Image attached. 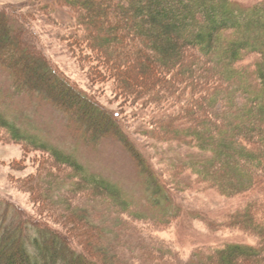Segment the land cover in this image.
I'll use <instances>...</instances> for the list:
<instances>
[{"label": "trees", "instance_id": "16d2710c", "mask_svg": "<svg viewBox=\"0 0 264 264\" xmlns=\"http://www.w3.org/2000/svg\"><path fill=\"white\" fill-rule=\"evenodd\" d=\"M104 6L109 17L115 13L119 16L118 21L110 24L104 44L100 45L93 32L89 39L81 35L76 38L80 40V47L96 52L103 65L108 66L119 90H124L127 102L137 101L142 110L148 106L147 110L157 113L145 120L148 124L140 135L157 140L159 128H155L168 129L170 135L163 136L162 142L177 140L180 136L204 154L186 165L208 188L225 198L246 193L258 195L259 198L250 201L234 220L263 235L264 227H260L255 213H263L264 217V0L251 8L236 6L231 0H107ZM21 15L0 9L2 25H8L9 30ZM18 25L10 35L6 28H0V37L8 35L17 40L22 61L35 58L38 69L45 79L54 82L58 91L46 88L36 71L28 80H17L16 61H4L5 52L0 51V67L12 78L17 94L33 92L42 100H48L65 114L69 124L86 128L88 138L95 137L96 143L121 131L127 135L119 123L118 113L105 117L80 92L53 74L38 50L24 41V31ZM117 33H125L126 39L116 36ZM115 47L118 49L108 52ZM129 52L133 53V58L128 62L125 57L128 58ZM248 57H253L249 67L239 65ZM139 72L149 80L146 87L151 88L155 83V88L147 94L128 81V75L135 76ZM183 84L189 86L190 99L181 104ZM78 103L84 104L87 111H71L70 106ZM164 108L170 109L165 112ZM89 111H95L103 124L89 127ZM0 128L6 130L13 141L45 151L58 165L71 169L70 173L77 180L72 183L70 177L64 183L73 190L76 188L81 194L88 192L103 202L110 201L118 214L127 212L132 220H143L140 214L128 213L132 206L115 185L88 174L70 155L41 143L33 135L20 133L2 113ZM128 144V152L144 176L145 190L155 199L150 205L157 208L165 197L162 194L165 187L150 163L139 151H134L133 143ZM262 216L260 220L264 222ZM75 220L77 228L83 227L82 218ZM158 221L164 224L168 219L163 216ZM262 238L264 244V236ZM87 239L83 241L91 249ZM0 241L3 243L0 264H119L115 256H108L101 247H93L95 252L90 253L73 237L65 235L63 228L49 227L39 219L25 217L21 210L2 200ZM214 261L215 264H264V247L256 251L229 246L218 252Z\"/></svg>", "mask_w": 264, "mask_h": 264}, {"label": "rangeland", "instance_id": "374dc122", "mask_svg": "<svg viewBox=\"0 0 264 264\" xmlns=\"http://www.w3.org/2000/svg\"><path fill=\"white\" fill-rule=\"evenodd\" d=\"M231 1L242 8H251L261 2ZM106 3L107 0H0V9L11 15L22 14L16 18L19 25L15 20L9 30L0 19V28H6L10 35L18 25L24 31V41L38 50L53 74L80 92L105 117L118 113L119 123L127 135L121 131V135H107L96 143L93 141L95 137L88 138L86 128L69 124L65 114L48 100H42L33 92L17 94L12 78L1 67L0 113L12 121L20 133L33 135L41 143L70 155L88 174L115 185L132 206L128 213L140 214L143 220L134 221L127 212L123 215L115 212L110 201L103 202L88 192L81 194L76 188L73 190L64 183L70 177L72 183L76 182L71 169L58 165L45 151L13 141L2 128L0 200L21 210L25 217L39 219L49 227L63 228L65 235L73 237L90 253L101 247L108 256H115L119 264H215L216 254L229 246L260 250L264 247V233L257 235V231L248 225L234 220L250 201L259 196L246 193L225 198L208 188L186 165L204 154L180 136L177 140L162 142L163 136L170 135L168 129L165 131L157 126V140L141 136L144 125L148 124L145 120L157 113L147 110L148 106L142 110L137 101L127 102L122 93L124 90H119V84L115 77H111L113 73L103 65V60L98 59L96 52L90 53L80 47V40L76 37L81 35L89 39L92 32L103 45L110 24L118 21L117 13L109 17L104 12ZM123 35L125 33L116 34L126 39ZM117 49L111 48L108 52ZM0 51L5 52L2 55L4 61H16L17 80H28L36 71L46 88L58 91L54 82L45 79L42 70L38 69L35 58L22 61L17 40L8 35L0 37ZM129 55L133 53L129 52ZM129 55L125 57L128 62L133 58ZM252 60L253 57L245 58L239 65L249 67ZM127 78L135 87H141L143 94L155 88V83L151 88L145 86L149 80L143 72ZM181 91L184 96L180 100L184 104L190 99L189 86L183 84ZM85 107L82 103L70 106L74 112L87 111ZM164 109L166 112L170 108ZM88 114V126L103 124L95 111ZM130 142L134 151H139L150 163L160 184L165 187L162 192L165 197L157 208L150 205L155 199L145 190L144 176L128 152ZM53 210L57 212L53 213ZM262 215L255 213L260 227H264L260 220ZM163 216L168 219L164 224L158 221ZM79 218H82L84 228L76 227L75 219ZM82 232L88 237L91 249L86 246ZM2 244L0 241V246Z\"/></svg>", "mask_w": 264, "mask_h": 264}]
</instances>
